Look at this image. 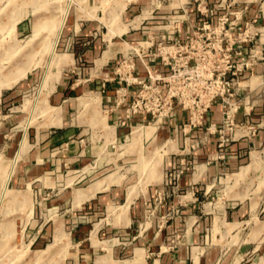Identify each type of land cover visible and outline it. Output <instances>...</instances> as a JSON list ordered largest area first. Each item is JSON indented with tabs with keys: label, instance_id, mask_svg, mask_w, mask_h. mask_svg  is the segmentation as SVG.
I'll return each mask as SVG.
<instances>
[{
	"label": "rangeland",
	"instance_id": "obj_1",
	"mask_svg": "<svg viewBox=\"0 0 264 264\" xmlns=\"http://www.w3.org/2000/svg\"><path fill=\"white\" fill-rule=\"evenodd\" d=\"M78 2L83 0H0V115H5L0 117V264H66L69 248L79 243L73 237L72 217H67L69 206L53 201L54 197L73 191L78 195L84 187L76 184L81 181L79 171L69 175L60 171L55 186H48L51 174L48 164H40L44 165L43 171L37 175L30 167V155L41 141L40 134L64 123L59 104L52 97L61 82L66 80V85L75 87L74 99L88 97L81 87L89 83L91 88L95 87L92 80L96 77L89 70L94 67L93 61L77 59L70 67L69 59L55 63L59 53L70 49L69 44L62 42L63 35L60 38L59 35L69 8ZM131 3L137 5L136 12L128 9ZM94 4L104 12V31L108 29L109 33L122 20L134 16L137 20L157 18L169 22L176 15L193 19L198 18V13L200 16L208 13L214 23L228 17L236 23L233 35L246 37L242 55L236 54L238 48L233 49V63L242 71L240 80L246 72H255L258 64H264V0H96ZM64 12L67 13L61 23ZM20 21L29 28L28 32L18 29ZM148 29L155 31L153 27ZM132 41L127 40L129 44ZM16 69L24 70L23 75L12 85H3L9 72ZM75 90L80 91L77 94ZM238 92L235 99L244 100ZM94 100L97 102L96 98L86 101L90 104ZM238 124L243 127L241 136L255 137L264 126V119L243 120ZM225 137L231 139L229 133ZM197 142L188 140L186 145L193 150L202 144ZM122 152L123 148L115 142L105 144L98 160L105 169L103 176H117L126 183L122 195L128 190L127 184H139L151 173L144 164L153 162L154 167L164 164V155L156 161L160 153L152 156V160L144 158L134 165L123 161ZM224 156L220 153L216 158ZM191 161L186 158L178 161L180 165L169 172L173 181L194 168ZM96 164L93 159L92 165ZM243 166L234 172L218 173L204 195H197L194 189L197 212L192 219L185 218L183 232L169 236V246L187 242L190 230L206 219L203 227L207 232L203 233L204 241L198 244L201 246L196 253L198 257L219 244L215 264H264V140L251 145ZM87 172L84 171L85 176ZM96 173L92 171L88 177ZM10 176L12 182L8 185ZM16 178L20 183H16ZM66 179H72L71 184L68 182L70 186L65 185ZM26 182L28 186L24 185ZM174 188L156 190L135 234L146 228L162 201L176 191ZM134 190L144 194L149 188L137 186ZM117 237L123 242L119 234Z\"/></svg>",
	"mask_w": 264,
	"mask_h": 264
},
{
	"label": "crops",
	"instance_id": "obj_2",
	"mask_svg": "<svg viewBox=\"0 0 264 264\" xmlns=\"http://www.w3.org/2000/svg\"><path fill=\"white\" fill-rule=\"evenodd\" d=\"M88 1L84 3L83 0L69 8L59 38L62 34V42L69 44L70 49L59 54L70 60L69 67L77 59L93 61L94 67L89 70L90 75L96 77L92 80L95 87L91 88L90 83L81 87L80 90H86L84 94L88 97L74 99L72 89L75 87L66 85V80L61 82L52 97L59 104L64 123L43 131L40 143L30 155V167L34 175L43 171L42 163H47L51 168L48 186H55L60 171L68 175L79 171L81 181L76 184L84 185L77 196L73 191L53 198L54 203L69 206L67 217H72L73 237L79 242L69 248L66 264H215L219 244L215 248L211 247L205 255H196L198 249H201L198 244L204 241L203 233L207 229L203 226L208 220L204 219L190 230L187 242L169 246V236L183 232L185 218L192 219L197 212L198 202L194 197V189L197 195H204L218 173L245 168L243 165L251 145L255 146L264 140V126L255 137L227 131L231 139L223 150L224 158L217 160L216 156L222 151L217 133L203 137L202 144L193 150H189L186 144L188 140H199L209 122L221 124L223 108L219 102L212 105L204 126L195 127L189 132L181 126L187 121L185 112L178 118L179 127L173 122L143 123V118L138 115L127 118L126 108L137 86L128 85L124 100H116L117 90L121 85H127L123 79L125 70L118 67L129 48L127 40L142 39L145 37L142 29L167 21L157 18L137 20L134 16L133 19L129 17L122 20L111 33L108 29L105 32L104 12H100L97 4H94L96 0ZM128 9L136 12L137 5L131 3ZM17 26L23 33L29 30L23 21ZM154 32L157 34L160 31ZM136 68L145 74V68L139 60L136 61ZM241 86L240 94L244 100L241 101L235 120L261 121L264 119V64H258L255 72H246ZM80 90L75 91L78 94ZM94 98L97 102L85 103ZM4 116L0 115L2 118ZM145 117L149 119L150 115ZM135 128L141 132L136 144L132 138ZM113 142L123 148L122 159L125 162L140 164L139 160H152V156L160 153L164 155V164L160 163L158 167H154L153 162L144 164L151 173L139 184H127L128 190L122 195V187L126 183L117 176H103L105 169L98 162L104 145ZM185 158L192 159L194 168L186 170L177 181H173L169 172L180 165V159ZM93 159L97 160L96 166L92 165ZM95 170L97 173L88 177ZM84 171H88L87 176ZM16 181L20 183L21 180L16 178ZM10 182L11 176L8 185ZM66 182L65 185L70 186L68 182L71 184L72 179H66ZM24 185L28 186L27 182ZM137 186H146L149 190L137 194L134 190ZM171 188L176 191L162 201L146 228L140 234H135L136 227L144 218V210L152 205L156 190ZM177 190H180V194ZM117 234L123 242L119 241ZM212 236L216 238L217 235Z\"/></svg>",
	"mask_w": 264,
	"mask_h": 264
},
{
	"label": "built area",
	"instance_id": "obj_3",
	"mask_svg": "<svg viewBox=\"0 0 264 264\" xmlns=\"http://www.w3.org/2000/svg\"><path fill=\"white\" fill-rule=\"evenodd\" d=\"M198 11L202 13L200 8ZM181 16L154 26V30L160 31L157 34L142 29L145 37L129 44L118 65L125 70L123 79L127 85L117 90L116 100L123 101L127 86L136 85L126 108L127 118L138 115L143 123L173 122L179 127L178 118L185 112L187 121L181 126L186 132L204 126L212 105L221 103V124L209 122L197 145L204 141L203 137L217 133L223 154L229 140L225 137L227 130L239 134L243 130L235 120L242 101L235 99L242 89L239 75L242 71L232 57L236 48L237 55L243 54L242 42L246 37L233 35L236 23L228 17L214 23L208 13L205 16L198 13L195 19ZM137 60L144 66L145 74L137 70Z\"/></svg>",
	"mask_w": 264,
	"mask_h": 264
},
{
	"label": "bare ground",
	"instance_id": "obj_4",
	"mask_svg": "<svg viewBox=\"0 0 264 264\" xmlns=\"http://www.w3.org/2000/svg\"><path fill=\"white\" fill-rule=\"evenodd\" d=\"M66 13L67 12H64V16H63V18H61V20H59V22L63 23ZM56 21H54V22L56 23ZM37 23L38 22H36V26H37ZM126 47H127V45H126ZM55 60H56L55 63L66 62L67 57L60 55V56H57ZM23 73H24V70H18V69L9 72V74L6 76L5 80H3L4 81L3 85H9V86L12 85L15 81H17L23 75ZM85 103L88 105L87 101ZM140 137H141V132H140L139 128L133 129L132 138H133V142L135 144L137 143L136 142L137 139H139ZM160 156L161 155H159V157L156 158V161L160 160Z\"/></svg>",
	"mask_w": 264,
	"mask_h": 264
}]
</instances>
